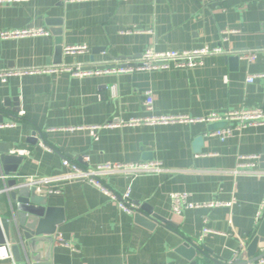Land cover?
I'll return each instance as SVG.
<instances>
[{
  "label": "crops",
  "instance_id": "0c3cea01",
  "mask_svg": "<svg viewBox=\"0 0 264 264\" xmlns=\"http://www.w3.org/2000/svg\"><path fill=\"white\" fill-rule=\"evenodd\" d=\"M35 28L48 35L0 37V71L75 65L104 69L115 61L136 62L150 47L157 52L222 48L230 53L208 56L190 69L171 66L85 77L41 74L0 82V125L14 124L0 128V216L6 213L2 192L7 181L60 174L63 159L83 168L155 161L164 169L154 175H111L103 180L118 197L129 191L138 216L120 210L92 185L54 184L59 194H40L47 226L54 227L52 242L37 245L38 261L25 247L21 261L11 254L12 259L0 264H208L198 254L188 259L184 239L204 247L209 257L235 260L264 217V175L247 173L264 170V125L234 131L224 141L211 136L215 130L208 128L213 124L204 122L101 126L146 116L198 120L209 113L264 109V0L0 4V32ZM225 30L230 33L223 41ZM80 46L87 51L64 52ZM250 50L257 51L253 62L239 59L237 54ZM254 75L262 77L247 83ZM147 92L153 98L150 112L143 107ZM90 126L100 129H78ZM197 137H202L198 153L193 149ZM3 156L22 158L15 173L10 171L15 164H4ZM240 156L258 157L255 168L239 167ZM175 193L188 194L193 203L224 205L177 216L169 197ZM205 227L211 232L203 236Z\"/></svg>",
  "mask_w": 264,
  "mask_h": 264
},
{
  "label": "built area",
  "instance_id": "2783aa9c",
  "mask_svg": "<svg viewBox=\"0 0 264 264\" xmlns=\"http://www.w3.org/2000/svg\"><path fill=\"white\" fill-rule=\"evenodd\" d=\"M27 0H0V4L8 3H20ZM80 2L88 0H62L64 3L68 2ZM97 1V0H93ZM206 1V0H203ZM229 31L222 32V40L226 39ZM48 32L43 29H21V30H9L0 32L2 39H15L24 37L46 36ZM87 51L85 46L70 47L64 49L67 54H77ZM222 48H201L193 50H180V51H168L157 52L153 48H147L141 54L140 58L136 62H118L115 61L107 68H85L81 65L75 66H58V67H42V68H24L0 71V82L5 83L10 78H18L31 75H54L59 73H68L75 77H85L91 74L104 73H132L137 71H152V70H164L171 66L176 68L190 69L203 64V61L208 56L218 54H228ZM239 59L248 63L253 62L257 57L256 50L244 51L237 54ZM262 75H254L247 78V83H252L254 79L261 78ZM226 82V78H224ZM113 96L115 95V88L111 89ZM143 107L145 111L150 112L153 108V98L151 92L145 94L143 100ZM18 116H22L20 112ZM191 122H204L209 124L226 123V126L210 133L211 136L218 137L221 141L228 138L234 131H241L246 127L262 126L264 125V109L263 108H247L238 111H227L223 114L209 113L204 118L193 120L187 116H146L138 119L130 120L127 123L119 122L118 124L109 123L101 127H115V126H156V125H174L181 123ZM14 124L0 125V128L13 127ZM80 130H97L100 126H90L86 128H78ZM41 147L47 149L42 143ZM48 150V149H47ZM19 154L24 152L18 151ZM256 156H240L239 167L247 166L255 168ZM245 162V163H242ZM61 167L63 172L49 177H22L21 183L29 188L35 190L37 194L54 195L59 194V190L54 187V184L63 182H78L83 184H89L95 187L100 193L106 196L109 200L115 201L118 208L125 213H132L136 206L131 202L129 198V191L127 190L122 196H117L104 182L103 180L111 175H124L129 178H135L144 175L159 174L164 171L160 162L149 161L142 163H104L92 168H83L76 163L63 159L61 161ZM247 173L262 176L264 170H252ZM171 212L174 215H180L185 210L192 209H204L223 206L224 204L215 203H193L189 200V196L186 193H175L170 196ZM263 208L258 213L256 220L258 221L262 216ZM211 231L206 227L202 231V235L205 236ZM58 242L68 246L63 242L61 238H57ZM12 259L9 247L7 245L0 246V260ZM16 264V263H12Z\"/></svg>",
  "mask_w": 264,
  "mask_h": 264
},
{
  "label": "water",
  "instance_id": "95a60500",
  "mask_svg": "<svg viewBox=\"0 0 264 264\" xmlns=\"http://www.w3.org/2000/svg\"><path fill=\"white\" fill-rule=\"evenodd\" d=\"M59 34V32H58ZM60 44V41H57ZM226 126V123H215L209 126V130H218ZM34 137L36 134H33ZM202 145V137H197L193 142L194 152H200ZM4 164L14 163L11 172L17 171V166L22 158L14 156H3L1 158ZM7 172V168H4ZM3 200L6 204V213L0 216V246L10 245V252L16 261H21V255L25 251V247L29 250L30 258L33 261H38L35 256V248L41 242H52L51 236L54 233L52 225L47 226L46 222V206L43 203V198L37 194L34 189L23 185L17 181V178L10 179L5 184V190L2 192ZM139 206L138 204H136ZM150 212L149 209H145ZM135 212L140 214L139 209ZM45 218V219H44ZM159 221H164L158 218ZM44 237V238H40ZM183 249H186L188 259L191 261L196 254L203 257L208 264H257L264 261V217L261 225L254 236L245 244L244 250L238 255L235 260L231 262L224 261V259L217 256H207L205 248H200L197 244L184 239ZM207 250V249H206ZM209 251V250H208ZM211 253V252H210ZM191 264H196L195 261Z\"/></svg>",
  "mask_w": 264,
  "mask_h": 264
}]
</instances>
